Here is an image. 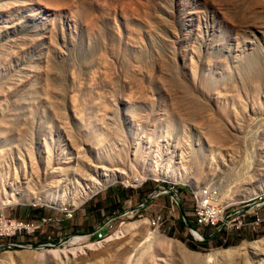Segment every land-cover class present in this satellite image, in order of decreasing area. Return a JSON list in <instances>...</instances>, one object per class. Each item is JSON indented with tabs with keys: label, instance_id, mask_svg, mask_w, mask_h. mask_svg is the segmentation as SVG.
I'll return each instance as SVG.
<instances>
[{
	"label": "rangeland",
	"instance_id": "rangeland-1",
	"mask_svg": "<svg viewBox=\"0 0 264 264\" xmlns=\"http://www.w3.org/2000/svg\"><path fill=\"white\" fill-rule=\"evenodd\" d=\"M213 120L219 140L209 135ZM263 162L264 0H0V195L34 196L0 209L22 218L74 214L54 244L79 236L46 249L98 244L49 264H185L159 246L131 260L147 230L200 253L260 240L263 228H246L228 230L234 243L205 242L183 217L193 224L205 190L224 215L263 199L241 200L251 187L244 176ZM152 167L187 174L197 191L144 176ZM120 172L129 183L68 207L92 181ZM163 189L178 204L162 195L120 215ZM45 194L72 210L39 203ZM105 222V235L85 242ZM25 250H1L0 260Z\"/></svg>",
	"mask_w": 264,
	"mask_h": 264
},
{
	"label": "bare ground",
	"instance_id": "bare-ground-1",
	"mask_svg": "<svg viewBox=\"0 0 264 264\" xmlns=\"http://www.w3.org/2000/svg\"><path fill=\"white\" fill-rule=\"evenodd\" d=\"M214 121L215 120H213L214 126L210 128L211 130L209 135L212 137V139L219 140L222 138V133L220 131L221 128L217 123V121L216 122ZM263 171H264V162L261 165V167L256 170V172L255 171L251 172V170H249V172L244 176L243 178V180L245 179L244 182H248L251 187L249 188L248 186L247 191L249 193L243 196L241 200H251L252 198L256 197L259 193L264 192V177H263L264 174L263 175L260 174ZM145 172L146 175L144 176L146 177L148 176L149 178H153L155 180H163L166 182H176V183L184 182L185 184H188L189 186L192 187L191 179L185 173L168 172L167 170L158 169L156 167L149 168ZM123 174L121 172L114 173L106 177L103 176L99 180L92 181L88 185V187L85 188L84 191L79 192L77 196L73 197L74 199L72 198L73 204H70L68 207H73L74 205H78V204L80 205L85 200L90 198L93 194H95L96 192H98L103 188H106V186L114 182L124 181L125 183H129L128 176L126 177ZM142 178L141 177L139 178L140 182L143 180ZM194 187L192 188L195 191H197V188ZM33 198L34 196L24 191L22 192L21 190L18 192L13 191L11 193H9L8 191L7 193H3L2 196L0 195V208L13 205L16 203L32 204ZM200 199L203 200L202 198ZM40 202L48 204L58 209L72 210L71 208L62 207L63 205L59 202L58 198L48 196L47 194L41 197L39 203ZM143 223L144 224L147 223V220L128 224L121 231H119L116 234V236L120 234H122L123 236L124 234L126 235L127 233L137 230L140 228V226ZM161 234L159 233L158 230L150 231V232L147 230L145 232V235L140 236L139 238L137 235V238H135L134 243L130 247L131 251L133 252L131 260H135L137 263L139 259H142V257L149 256L152 249L155 248V246L156 247L159 246L160 248H166L168 251L171 250L172 252L177 254L181 258L182 262L185 264H264V238L250 243L244 242L240 246L231 247L225 250L212 251L209 253H200V252L191 251L188 248H186L182 243L169 239ZM81 240L79 239V241ZM96 246H98V244L80 250L77 249L66 250V248L65 249L44 248L42 250L37 251L34 249L33 250L26 249L24 252L17 254H13L12 252H11L12 254L5 253L2 256L3 258L0 260V264H43V263L49 264L56 260L72 261V259L77 258L80 255L87 254V251L89 253V251L92 250L94 247L97 248ZM136 257H138L139 259H136ZM101 261L102 260H100V262Z\"/></svg>",
	"mask_w": 264,
	"mask_h": 264
},
{
	"label": "built area",
	"instance_id": "built-area-1",
	"mask_svg": "<svg viewBox=\"0 0 264 264\" xmlns=\"http://www.w3.org/2000/svg\"><path fill=\"white\" fill-rule=\"evenodd\" d=\"M161 191H165V189ZM174 193L176 192L174 191ZM174 195L176 196V194ZM212 198V195H206L205 190L203 201L193 203L191 222L196 227L213 228L216 231H228L230 229L239 231L250 228L252 232H258V228L264 229L263 217L254 214L253 218L248 221L250 210L242 212L244 207L224 215V211H220L213 203ZM73 216L74 214L44 213L32 218H22L11 214L5 209H0V241H3L2 244H13L26 248L34 247L35 244H37V247L53 245L56 238L61 236V224L65 221H71ZM105 227L95 230L94 233L88 234V236L85 235V242L95 236L105 235L103 232Z\"/></svg>",
	"mask_w": 264,
	"mask_h": 264
},
{
	"label": "water",
	"instance_id": "water-1",
	"mask_svg": "<svg viewBox=\"0 0 264 264\" xmlns=\"http://www.w3.org/2000/svg\"><path fill=\"white\" fill-rule=\"evenodd\" d=\"M162 195H170V197L175 201V203L178 204V199L177 197L169 190H165V191H161L157 194H154L153 196L150 197V199H148L147 201L143 202L142 204L138 205L137 207L131 209V210H127L123 213H121L120 215H127L128 213H130L132 210H138V209H141V208H144L145 206H147L152 200L162 196ZM264 203V198L263 199H260L259 201L257 202H253L247 206H245L243 209H242V212H245V211H248V210H251L255 207H257L258 205ZM183 220L185 222V224L189 227V230L191 232V234L193 236H195L196 238L198 239H201V240H205V237L202 235V233H200L198 230L194 229L193 227H191L187 220L183 217ZM108 224V222H105L103 223V225L100 227V228H104L106 225ZM74 236H79V235H72V236H69V237H66L64 238L63 240L59 241L57 244H53V245H50V246H43V247H28V249H40V248H49V247H58L60 246L63 242H66L67 240L71 239L72 237ZM6 249H12V250H15V249H27L26 247H22V246H17V245H13V244H0V251L1 250H6Z\"/></svg>",
	"mask_w": 264,
	"mask_h": 264
},
{
	"label": "crops",
	"instance_id": "crops-1",
	"mask_svg": "<svg viewBox=\"0 0 264 264\" xmlns=\"http://www.w3.org/2000/svg\"><path fill=\"white\" fill-rule=\"evenodd\" d=\"M114 192H116V191H114ZM135 195H136V193H135ZM152 202L153 201H151L147 206H151V204H152ZM143 203V202H142ZM138 205H136V207H137ZM147 206H145L144 208H147ZM260 207V206H259ZM259 207H256V208H254L253 210H255L252 214L250 213L249 214V216L250 215H254V214H257V215H259V216H261V217H263L264 218V210H258L259 209ZM142 209V210H145V209ZM125 211H127V210H125ZM124 211V212H125ZM123 213V212H122ZM103 225V224H102ZM102 225H100V227L102 226ZM99 227V228H100ZM99 228H97V229H99ZM209 229L210 230H212L211 232H209L207 235H205L207 238H208V240H213V239H216V238H220V239H223V241H226V240H231V243H234L235 241H236V239H235V237H233L232 235H229L228 234V231H226V230H221V231H216L215 229H213V228H208L207 229V231H209ZM104 230L105 229H103V232H104ZM264 230V229H263Z\"/></svg>",
	"mask_w": 264,
	"mask_h": 264
},
{
	"label": "trees",
	"instance_id": "trees-1",
	"mask_svg": "<svg viewBox=\"0 0 264 264\" xmlns=\"http://www.w3.org/2000/svg\"><path fill=\"white\" fill-rule=\"evenodd\" d=\"M184 222V221H183ZM188 224L193 227L195 229V225L191 224L188 220H187ZM185 224V222H184ZM186 225V224H185ZM202 235L205 237V242L208 240V238L202 233Z\"/></svg>",
	"mask_w": 264,
	"mask_h": 264
}]
</instances>
